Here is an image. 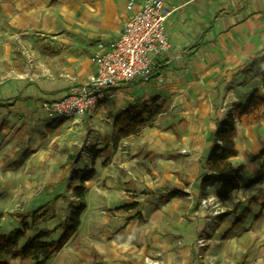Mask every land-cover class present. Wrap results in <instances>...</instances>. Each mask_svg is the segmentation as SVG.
I'll use <instances>...</instances> for the list:
<instances>
[{
    "label": "rangeland",
    "instance_id": "1",
    "mask_svg": "<svg viewBox=\"0 0 264 264\" xmlns=\"http://www.w3.org/2000/svg\"><path fill=\"white\" fill-rule=\"evenodd\" d=\"M73 1L0 0V37L18 38L12 33L10 21L17 12L4 9L5 5H32L35 22L48 19L52 24L65 21ZM255 1L259 12L251 20L252 25L257 24V51L246 76L250 85L261 82L264 70V0ZM29 29L27 35L35 43L40 44L46 37L41 34L45 29L39 25ZM13 53L18 57V70L22 71L24 65L33 78L32 70L38 75L43 68L45 72L50 68L41 57L29 59L20 50ZM169 84L170 81L148 84L137 80L129 93L134 96L131 100L151 94L166 99L167 108L146 129L151 136H160L162 142L156 147H166L164 151L148 149L151 144L144 143L139 133L121 139L113 147L109 119H94V114L46 117L37 124L13 112L0 111V233L19 228L20 215H25L29 223L26 237L53 228L69 212L67 197H73L68 187L93 168L94 176L86 181L87 208L81 215V224L64 250L59 255L55 253L47 264L91 263L92 257L104 258L95 264H128L130 260H141L140 264H264V180L245 185L259 169L262 159H255V154L264 147V134L252 139L239 136L236 140L238 154L233 162L243 166L240 187L221 205L211 206L212 210L228 212L223 220L215 215L207 219L209 214L205 213L200 225L198 218L203 210L199 199L192 206L190 197L175 199L174 205H169L174 207L172 211L168 209L162 216H149L151 209L158 206L154 199L142 203L146 218L137 222L126 220L125 213L117 209L133 198H142L147 188H163L171 180L183 184L184 175L191 183L195 169L191 152L205 137L212 138L216 110L209 105L208 96L195 100L191 96L197 94L187 92L190 101L177 100ZM169 133L176 138H167ZM188 190H195V185ZM239 214L245 217L236 223ZM200 226L204 230L195 232ZM142 227L149 231L141 234ZM197 238L203 241L198 243ZM8 264L29 262L16 258Z\"/></svg>",
    "mask_w": 264,
    "mask_h": 264
},
{
    "label": "crops",
    "instance_id": "2",
    "mask_svg": "<svg viewBox=\"0 0 264 264\" xmlns=\"http://www.w3.org/2000/svg\"><path fill=\"white\" fill-rule=\"evenodd\" d=\"M128 1L74 0L69 7L72 11L67 12L65 21H54L52 24L48 19L40 21L37 19L38 21L35 22L32 5H5L4 9L8 7L10 11L17 12L12 14L10 21L13 23L12 33L18 38L8 40L6 37H0V111L13 112L16 117L21 116L27 122L29 120L37 124L47 119L43 102L63 96L71 85L85 82L94 72L95 66L90 55L100 50L99 44L108 45L119 36L131 13L127 8ZM141 1L135 0V4ZM165 1L175 6V10L166 23L169 49L159 58L158 67L164 74L163 81H170L169 88L176 92L174 98L177 100L182 98L190 101L191 97L195 100H203L208 96L209 105L216 110L213 119L215 128L212 131H214L235 103L244 100L254 87L261 86V82L250 85L246 78L252 68L254 61L252 57L257 51V40L254 36L257 24L252 25L251 18L257 15L259 7L255 0ZM34 25L45 29L41 34L46 37L43 36L40 44L35 43L31 36L27 35L30 32L29 28ZM12 49L20 50L29 59L33 56L41 57L42 61H47L50 68H46L47 72L43 68L38 74L40 76L32 70L35 76L33 78L28 75L24 65L21 67L22 71L18 70L16 66L18 57ZM142 82L153 84L159 81ZM132 84L133 81L111 89L107 92L111 96L100 99L94 109V119L95 117L109 119L111 134L113 118L120 109L131 102L142 101L152 96V94L145 95L143 98L131 100L134 97L129 94L130 91L132 92ZM187 92H193L197 96L188 97ZM147 127H143L139 132L142 141L151 144L148 149L155 147L157 148L155 150L164 151L163 148L166 149V147H156V144L162 142L160 136L157 137L155 133L151 136L150 131L146 130ZM236 129L235 141L239 136L252 139L258 136L257 134H264V119L248 126L237 125ZM159 133L164 134L162 131ZM168 135L169 137H166L169 139L176 138L173 133ZM211 140V137H205L191 152L194 155L192 159L195 168L193 181L190 183V179L184 175L182 178L184 181L179 180L183 184L172 182L173 180L169 182V185L182 187L187 192L185 197H172L161 201L155 195L148 194L152 188H147L142 198L132 199L141 202L139 217L127 219V215L133 214L134 210H121L125 213L126 220L137 222L139 219H145L142 205L151 199H154L158 205L151 209L149 216L151 214L152 217L162 216L168 209H173L174 207L169 205H174L177 198L190 197L193 206L194 200H198L201 195L198 189L200 182L198 160L209 153ZM183 141L186 144L189 143L187 140ZM236 156L232 158V161ZM193 184L195 190L189 192L188 187ZM195 212L197 213V210ZM204 214V211L199 213L200 225L203 223L202 215ZM127 229L130 228L127 227ZM201 230L204 229L200 226L195 229V232ZM148 231V228L142 227L140 232L143 234ZM62 250H64L63 247L57 254L59 255ZM100 259L104 258L92 257L91 263L95 264L101 261ZM131 261L137 263L141 260H130L128 264Z\"/></svg>",
    "mask_w": 264,
    "mask_h": 264
},
{
    "label": "trees",
    "instance_id": "3",
    "mask_svg": "<svg viewBox=\"0 0 264 264\" xmlns=\"http://www.w3.org/2000/svg\"><path fill=\"white\" fill-rule=\"evenodd\" d=\"M167 108V101L158 95L131 102L120 109L112 121L111 141L116 147L119 141L130 135H135L140 130L151 125L154 119ZM264 119V70L262 71L261 86H256L248 93L246 98L235 103L220 120L217 128L212 133V144L209 153L200 157L198 189L201 195L213 192L220 202H225L233 190L240 187L243 166L234 164L232 158L238 154L236 146L237 125L248 126ZM255 159H262L259 169L254 176L245 182L251 186L262 183L264 180V147L255 154ZM94 169L90 168L78 177L79 181L71 184V198L67 197L68 214L65 215L51 229L41 230L35 235L26 237L29 223L25 215H20L21 226L8 234L0 233V264H8L11 259L20 258L29 264H47L52 256L57 253L77 231L81 224V215L87 208L86 181L94 176ZM75 177V176H74ZM148 194H153L161 201L172 197H185L187 192L182 187L175 185L152 189ZM141 202L132 200L120 205L117 209L124 211L134 210L127 215V219L140 216ZM245 209H249L248 207ZM228 212L218 216L223 220ZM245 214H239L235 221L240 222ZM25 238L23 242L20 239ZM141 261L130 264H140Z\"/></svg>",
    "mask_w": 264,
    "mask_h": 264
},
{
    "label": "built area",
    "instance_id": "4",
    "mask_svg": "<svg viewBox=\"0 0 264 264\" xmlns=\"http://www.w3.org/2000/svg\"><path fill=\"white\" fill-rule=\"evenodd\" d=\"M127 8L131 13L119 36L108 45L99 44L100 50L94 53L95 70L88 79L71 85L63 96L43 102L47 117L92 116L100 99L110 97L107 92L113 88L135 80L163 81L159 58L169 49L166 23L175 6L165 0H142L139 4L129 0ZM213 204L222 202L214 194L200 196L199 206L209 214L207 219L225 211L212 210ZM202 241L197 238L198 243Z\"/></svg>",
    "mask_w": 264,
    "mask_h": 264
}]
</instances>
